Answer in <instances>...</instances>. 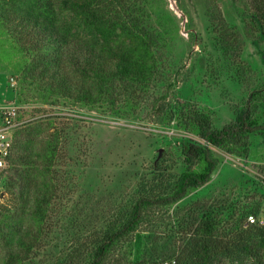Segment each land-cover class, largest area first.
<instances>
[{
	"label": "rangeland",
	"instance_id": "1",
	"mask_svg": "<svg viewBox=\"0 0 264 264\" xmlns=\"http://www.w3.org/2000/svg\"><path fill=\"white\" fill-rule=\"evenodd\" d=\"M204 1L160 0L154 6L147 22L162 31L166 41L160 49L161 82L150 89L157 100L152 102L148 96L135 113L127 107L111 114L97 106L50 105L38 97L21 98L19 72L26 58L0 27V108L13 103L24 123L51 118L62 127L50 169L56 198L31 264H64L75 247L102 232L120 208L154 185L160 169L166 174L179 171L180 165L172 159H176L182 132L175 119L166 122L169 103L180 101L206 111L212 126L220 128L234 118L252 90L264 87L263 35L243 36L238 59L225 57L207 26ZM213 2L226 22L242 32L250 19L247 0ZM60 13L59 21L70 23L71 32L90 38L71 13ZM163 26L169 28V35ZM168 82L172 84L167 86ZM261 94L254 103L264 125V90ZM248 141L243 157L215 149L220 162L211 179L177 204L156 209L154 217L125 238L111 260L163 263L172 255L185 256L184 242L203 214L216 216L217 231L228 242L234 240L240 225L246 226L249 215L258 220L253 224L264 225V135L252 134ZM0 189V211L13 210V194ZM232 249V254L219 253L214 264H264L260 243L254 244L252 254Z\"/></svg>",
	"mask_w": 264,
	"mask_h": 264
},
{
	"label": "trees",
	"instance_id": "2",
	"mask_svg": "<svg viewBox=\"0 0 264 264\" xmlns=\"http://www.w3.org/2000/svg\"><path fill=\"white\" fill-rule=\"evenodd\" d=\"M159 1L0 0V27L26 58L19 72V96L38 97L50 105L97 106L111 114L123 107L135 113L147 99L157 100L150 89L161 82L160 49L166 41L164 33L147 20ZM247 7L250 19L240 32L226 22L213 0L204 1L214 44L232 61L243 48V36L252 39L259 32L264 37V0H247ZM61 11L71 13L90 38H79L71 32L70 23L62 24ZM163 29L167 33L169 28ZM263 90H252L234 118L220 128L212 126L206 111L180 101L169 103L166 122L175 119L182 132L176 159H172L180 165L179 171L166 174L160 169L154 185L120 208L102 232L75 247L64 264H160L162 261L129 263L122 257H111L125 238L154 217L156 209L177 204L211 179L220 162L215 149L247 155L249 137L264 135L254 103ZM60 131L62 127L51 118L28 121L13 131V175L1 187L13 194L14 205L13 210L4 207L0 211V264H31L56 198L50 169ZM196 220L182 247L188 251L186 255H172L164 261L214 264L219 253L232 254L233 247L250 254L254 244L264 247V225L245 221L246 226L240 225L234 240L228 242L217 231L216 216L203 214Z\"/></svg>",
	"mask_w": 264,
	"mask_h": 264
},
{
	"label": "built area",
	"instance_id": "3",
	"mask_svg": "<svg viewBox=\"0 0 264 264\" xmlns=\"http://www.w3.org/2000/svg\"><path fill=\"white\" fill-rule=\"evenodd\" d=\"M11 84L14 85V79L11 77ZM0 186L8 179L10 174V156L12 149V135L16 127L24 123L20 118L18 106L10 103L0 108ZM248 223H257L258 220L252 215L248 216ZM262 221H260V224ZM171 262V261H170ZM164 261L161 264H170ZM172 264V262H171Z\"/></svg>",
	"mask_w": 264,
	"mask_h": 264
}]
</instances>
